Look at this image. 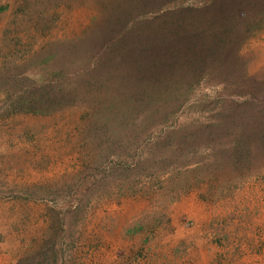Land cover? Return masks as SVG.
<instances>
[{
    "label": "rangeland",
    "instance_id": "obj_1",
    "mask_svg": "<svg viewBox=\"0 0 264 264\" xmlns=\"http://www.w3.org/2000/svg\"><path fill=\"white\" fill-rule=\"evenodd\" d=\"M0 264H264V0H0Z\"/></svg>",
    "mask_w": 264,
    "mask_h": 264
}]
</instances>
